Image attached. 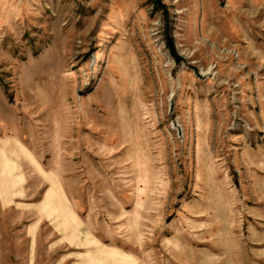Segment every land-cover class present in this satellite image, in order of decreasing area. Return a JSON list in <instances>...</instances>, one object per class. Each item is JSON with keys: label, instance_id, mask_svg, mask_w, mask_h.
Here are the masks:
<instances>
[{"label": "rangeland", "instance_id": "obj_1", "mask_svg": "<svg viewBox=\"0 0 264 264\" xmlns=\"http://www.w3.org/2000/svg\"><path fill=\"white\" fill-rule=\"evenodd\" d=\"M0 264H264V0H0Z\"/></svg>", "mask_w": 264, "mask_h": 264}, {"label": "crops", "instance_id": "obj_2", "mask_svg": "<svg viewBox=\"0 0 264 264\" xmlns=\"http://www.w3.org/2000/svg\"><path fill=\"white\" fill-rule=\"evenodd\" d=\"M34 185H35V188H34V192L38 189V188H40L42 185H46V181L44 180V181H41V180H39V179H37L36 181H34V183H33ZM13 201H15L14 199H12ZM40 202V201H39ZM31 204H37V202H31Z\"/></svg>", "mask_w": 264, "mask_h": 264}, {"label": "bare ground", "instance_id": "obj_3", "mask_svg": "<svg viewBox=\"0 0 264 264\" xmlns=\"http://www.w3.org/2000/svg\"><path fill=\"white\" fill-rule=\"evenodd\" d=\"M8 139V138H7ZM11 141H12V139H11ZM10 142V141H9ZM16 144H19V143H16ZM20 146H21V144H20ZM22 148V147H21ZM28 153V152H27ZM30 154V153H29ZM50 176V175H49ZM48 177V176H47ZM53 178V177H52ZM14 180V179H13ZM52 185V184H51ZM60 194V193H59ZM50 197V196H49ZM50 201V200H49ZM53 201V200H52ZM51 202V201H50Z\"/></svg>", "mask_w": 264, "mask_h": 264}]
</instances>
